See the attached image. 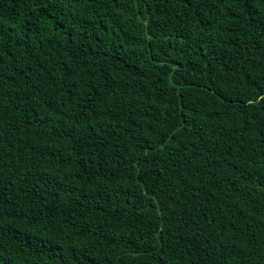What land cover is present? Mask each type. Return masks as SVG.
<instances>
[{"label": "trees", "instance_id": "trees-1", "mask_svg": "<svg viewBox=\"0 0 264 264\" xmlns=\"http://www.w3.org/2000/svg\"><path fill=\"white\" fill-rule=\"evenodd\" d=\"M0 264H264V0H0Z\"/></svg>", "mask_w": 264, "mask_h": 264}]
</instances>
